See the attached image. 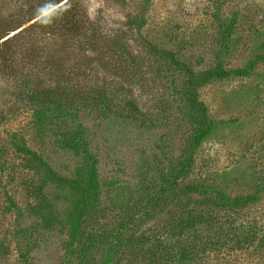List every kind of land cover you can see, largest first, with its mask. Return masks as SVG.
<instances>
[{"label":"rangeland","instance_id":"rangeland-1","mask_svg":"<svg viewBox=\"0 0 264 264\" xmlns=\"http://www.w3.org/2000/svg\"><path fill=\"white\" fill-rule=\"evenodd\" d=\"M25 1L0 0V22L26 21ZM72 3L80 34L27 29L0 69V264H167L181 247L177 264H264V16L220 0ZM181 65L211 122L202 140Z\"/></svg>","mask_w":264,"mask_h":264},{"label":"trees","instance_id":"trees-1","mask_svg":"<svg viewBox=\"0 0 264 264\" xmlns=\"http://www.w3.org/2000/svg\"><path fill=\"white\" fill-rule=\"evenodd\" d=\"M74 1L75 0H37V1L32 0V2H34V3H31V2H29V0H26L25 1L26 6L24 8V11H25L24 16H25V18H27L26 21L17 25V27H15V28H13L11 21L4 22V24L0 22V69L1 68H3V69L7 68V67H5L6 65L14 66V64H13L14 59H16L18 56L17 50H16L17 49L16 43H17V40L19 38L17 39V37L19 35L21 36L22 33L27 29H31L33 31V29L41 30L43 28H46L49 33H55L59 29L67 28V30L69 31L68 32L69 36H71V37H75L76 35L80 34V28H83L84 20H79V19H80L81 15L83 17L85 15L81 14V13L79 14V12L76 8V5L72 3ZM224 5L230 6L232 9H235L236 12H239V13H241L240 11H243L242 12L243 14H247V13L248 14H250V13L259 14L260 13V15L264 16V11L262 12L263 8L260 7L259 5H257L252 0H220L218 7H223ZM262 20H264V19H262ZM28 23H31V24H29V26H27V28L24 27ZM130 24H132V23H130ZM7 26H10L11 30L9 32H7V34H6L3 32V30ZM78 28H79V31H78ZM17 30H19L18 33H15L11 37H8L11 33L15 32ZM6 37H8V38L5 39ZM3 39H5V40L3 41ZM112 41L119 44V49L122 51V54H127L128 56L131 55V53L129 52L128 45L126 44V42H124L122 40L121 36L116 35L115 39ZM142 41H143L146 48H152V50L160 52V50L155 48L154 45H152L146 38L142 37ZM95 44L96 43L93 42L91 40V38L88 39V37H87V39H83V40L79 41L77 44V47H79L81 49L82 48L85 49L84 47H87V46H88V48H93L95 46ZM161 52H162L161 55H164V54L168 55V57L170 58L169 60H172L173 62L180 64L169 53H164V51H161ZM262 60L264 61V59H262ZM180 67L184 70V72L187 76V79L189 80L190 104H191L193 110H195L196 113L199 115V117L201 119L205 117V119L208 123L206 125L204 123V125H205L204 129L205 130L199 136V140H202L208 134V132L211 128V122L207 118V110L204 107V104L198 100V95H197V92L195 91L196 84H197V81L195 79V75L193 74L192 71H190V69L188 67H186L184 65H181ZM72 88L75 91L79 90V88L76 85H74L73 82H72V85L69 84L67 86H64L63 83L62 84L60 83L56 93L53 94L52 90H45V91H49L50 94L43 93V95H55V94H57V95H60L62 97H65L66 95H68L69 93L72 92ZM43 97H47V96H43ZM104 97L105 96L101 93L95 97H91V99L95 102H98L99 100H101ZM88 98H90V97H88ZM126 105H127L126 109L129 110L131 113H133L135 115V117L140 119V118H144L147 116L142 111V109H140V107L138 106V104L136 102H134L132 100L127 101ZM0 121H3L2 113L0 115ZM235 230L237 231L236 234L239 236V239H242L244 241L246 240V236L248 234L253 233L252 228L248 225L244 226V224L243 225H237L235 227ZM225 234H228V233L225 232ZM229 236L230 235H227L228 238H229ZM186 238L191 239L190 236H187ZM139 240H140V242L145 243L146 240H149V236L146 235L145 237H143ZM185 249H186V247H181L177 251L173 250V252H170L172 259H170L167 262V264L181 263L180 259L181 258L184 259L187 257L185 254L186 252H183ZM175 257L180 258V259H177Z\"/></svg>","mask_w":264,"mask_h":264}]
</instances>
